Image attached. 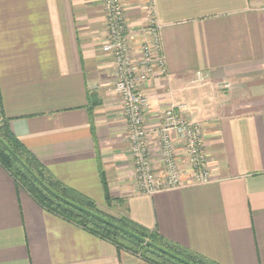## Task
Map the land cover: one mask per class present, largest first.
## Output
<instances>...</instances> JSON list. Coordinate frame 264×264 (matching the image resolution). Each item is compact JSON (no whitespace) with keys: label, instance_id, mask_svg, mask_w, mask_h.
<instances>
[{"label":"crops","instance_id":"crops-1","mask_svg":"<svg viewBox=\"0 0 264 264\" xmlns=\"http://www.w3.org/2000/svg\"><path fill=\"white\" fill-rule=\"evenodd\" d=\"M122 1L133 44L151 16L162 25L168 75L142 85L154 160L153 129L184 103L203 125L209 183L185 174L179 188L138 190L102 0H0V111L59 180L112 214L220 264H264V0ZM197 71L209 78L194 83ZM0 264L152 263L46 209L0 163Z\"/></svg>","mask_w":264,"mask_h":264},{"label":"built area","instance_id":"built-area-1","mask_svg":"<svg viewBox=\"0 0 264 264\" xmlns=\"http://www.w3.org/2000/svg\"><path fill=\"white\" fill-rule=\"evenodd\" d=\"M108 40L103 49L113 57L115 90L122 103V115L128 125L129 151L134 176L139 190L147 195L179 188L185 174L196 184L209 183L211 173L205 151L203 125L189 119L184 103L171 102L164 110L152 133L157 146L154 160L153 142L146 123V114L152 105L142 85L157 75H168L162 40V25L151 16L142 28L143 41L133 44L126 21L122 0H102ZM209 73L197 71L194 83H202ZM230 88L229 82L221 84ZM187 152L182 161L179 146Z\"/></svg>","mask_w":264,"mask_h":264},{"label":"trees","instance_id":"trees-1","mask_svg":"<svg viewBox=\"0 0 264 264\" xmlns=\"http://www.w3.org/2000/svg\"><path fill=\"white\" fill-rule=\"evenodd\" d=\"M1 102V96H0ZM0 163L46 209L82 226L152 264H220L143 226L129 217H119L97 202L59 180L47 166L18 139L9 119L0 111ZM107 201L108 184L100 168Z\"/></svg>","mask_w":264,"mask_h":264},{"label":"rangeland","instance_id":"rangeland-1","mask_svg":"<svg viewBox=\"0 0 264 264\" xmlns=\"http://www.w3.org/2000/svg\"><path fill=\"white\" fill-rule=\"evenodd\" d=\"M136 183H137V181H136ZM138 190H139V188H138ZM140 191V190H139ZM105 210H107V209H105ZM108 211V210H107Z\"/></svg>","mask_w":264,"mask_h":264}]
</instances>
